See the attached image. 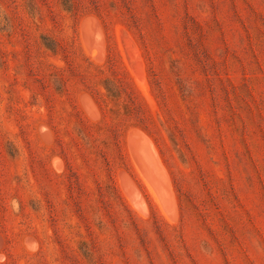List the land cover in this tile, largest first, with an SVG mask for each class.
<instances>
[{
    "label": "rangeland",
    "instance_id": "rangeland-1",
    "mask_svg": "<svg viewBox=\"0 0 264 264\" xmlns=\"http://www.w3.org/2000/svg\"><path fill=\"white\" fill-rule=\"evenodd\" d=\"M0 264H264V0H0Z\"/></svg>",
    "mask_w": 264,
    "mask_h": 264
},
{
    "label": "bare ground",
    "instance_id": "bare-ground-1",
    "mask_svg": "<svg viewBox=\"0 0 264 264\" xmlns=\"http://www.w3.org/2000/svg\"><path fill=\"white\" fill-rule=\"evenodd\" d=\"M94 53H95V52H94ZM94 53L92 54L93 56H95V54H94ZM156 189H157V188H156Z\"/></svg>",
    "mask_w": 264,
    "mask_h": 264
}]
</instances>
